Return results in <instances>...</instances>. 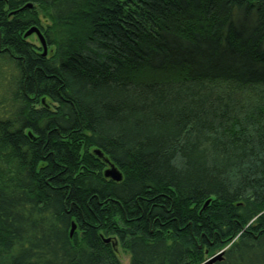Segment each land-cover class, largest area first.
<instances>
[{
  "label": "trees",
  "instance_id": "obj_1",
  "mask_svg": "<svg viewBox=\"0 0 264 264\" xmlns=\"http://www.w3.org/2000/svg\"><path fill=\"white\" fill-rule=\"evenodd\" d=\"M118 244L264 264V0H0V264Z\"/></svg>",
  "mask_w": 264,
  "mask_h": 264
},
{
  "label": "water",
  "instance_id": "obj_2",
  "mask_svg": "<svg viewBox=\"0 0 264 264\" xmlns=\"http://www.w3.org/2000/svg\"><path fill=\"white\" fill-rule=\"evenodd\" d=\"M31 4H27L26 7L28 8H31ZM32 33H35L40 41V44L41 46L43 47V55L46 54L47 52V45H46V42H45V38L43 36V34L39 31V29L35 26L33 27H30L26 33H25V37L27 36H30ZM94 153H96L99 157H102V154L100 153L99 150H96L94 151ZM105 162L108 164V167L105 169L104 171V176L106 178H110L114 181H120L122 179V174L121 172L118 170V168L113 164L111 163L108 159H105ZM209 203V200H207L205 202V205L206 206L207 204ZM75 229V225L72 223V226H71V230H70V235H72L73 231ZM110 241V239H106V242ZM223 253L224 251H221L220 253H217L216 255H213L212 257H210L209 259H207L205 261L206 264H211L213 263L214 261L216 260H220L223 256Z\"/></svg>",
  "mask_w": 264,
  "mask_h": 264
},
{
  "label": "rangeland",
  "instance_id": "obj_3",
  "mask_svg": "<svg viewBox=\"0 0 264 264\" xmlns=\"http://www.w3.org/2000/svg\"><path fill=\"white\" fill-rule=\"evenodd\" d=\"M39 14V17L41 19V15L40 13ZM41 23L43 24V27H46L47 25V22L42 18L41 19ZM28 41L31 42L32 44H34L36 47L40 48L41 47V44H40V41L37 37V35L35 33H32L29 38H28ZM47 54V52H46ZM225 249H222L220 251H217V253H220L221 251H224ZM216 253V254H217ZM117 257L120 261L121 264H129V261H130V255L127 251H125L124 249H122V247H120V245L118 244L117 245ZM215 254V255H216ZM210 257H205V260L209 259Z\"/></svg>",
  "mask_w": 264,
  "mask_h": 264
}]
</instances>
